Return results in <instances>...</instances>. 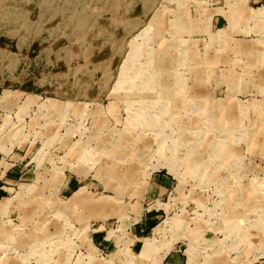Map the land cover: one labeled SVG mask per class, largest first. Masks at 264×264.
Returning <instances> with one entry per match:
<instances>
[{"label":"rangeland","instance_id":"obj_1","mask_svg":"<svg viewBox=\"0 0 264 264\" xmlns=\"http://www.w3.org/2000/svg\"><path fill=\"white\" fill-rule=\"evenodd\" d=\"M0 264H264V0H0Z\"/></svg>","mask_w":264,"mask_h":264},{"label":"bare ground","instance_id":"obj_2","mask_svg":"<svg viewBox=\"0 0 264 264\" xmlns=\"http://www.w3.org/2000/svg\"><path fill=\"white\" fill-rule=\"evenodd\" d=\"M240 13V12H239ZM141 51V50H140ZM139 51V52H140ZM162 55V54H161ZM166 60V59H165ZM164 62V61H163ZM128 64H129V62H128ZM153 66H154V64H153ZM152 67V66H151ZM128 77V72H126V75L124 76V79H126ZM127 79H129V78H127ZM157 100V99H156ZM250 193V192H249ZM232 217V216H231ZM237 218V217H236ZM232 219V218H231ZM234 219V218H233ZM243 222V221H242ZM238 227V226H237ZM240 230V229H239ZM248 237V236H247ZM248 239V238H247ZM242 240H244V239H242ZM194 256V255H193ZM218 258V257H217ZM218 260V259H217Z\"/></svg>","mask_w":264,"mask_h":264}]
</instances>
